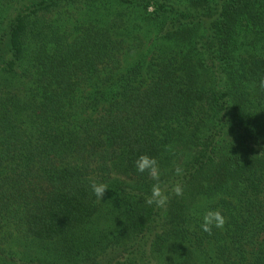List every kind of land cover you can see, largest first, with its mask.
<instances>
[{
    "label": "trees",
    "instance_id": "1",
    "mask_svg": "<svg viewBox=\"0 0 264 264\" xmlns=\"http://www.w3.org/2000/svg\"><path fill=\"white\" fill-rule=\"evenodd\" d=\"M262 82L264 0H0V264H264Z\"/></svg>",
    "mask_w": 264,
    "mask_h": 264
},
{
    "label": "clouds",
    "instance_id": "2",
    "mask_svg": "<svg viewBox=\"0 0 264 264\" xmlns=\"http://www.w3.org/2000/svg\"><path fill=\"white\" fill-rule=\"evenodd\" d=\"M264 86V82H262ZM135 170L137 173H147L149 177L154 181L151 186L150 194L145 198L147 205H155L157 208H165L169 195L182 196L184 189L179 182L172 185L170 192L166 191L162 186L161 170L158 160L148 154H142L135 160ZM176 176H182L184 169L181 166H177L174 169ZM109 189L108 185L101 182L92 181L91 190L98 200H102L105 192ZM201 223L199 227L202 231L211 233L212 230L222 229L226 223L223 213L218 209L207 208L201 217Z\"/></svg>",
    "mask_w": 264,
    "mask_h": 264
}]
</instances>
